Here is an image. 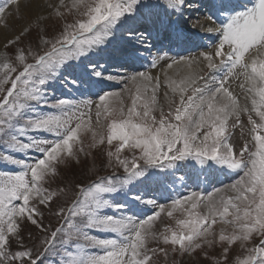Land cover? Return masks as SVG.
Masks as SVG:
<instances>
[{
    "label": "snow or ice",
    "instance_id": "obj_1",
    "mask_svg": "<svg viewBox=\"0 0 264 264\" xmlns=\"http://www.w3.org/2000/svg\"><path fill=\"white\" fill-rule=\"evenodd\" d=\"M19 7L20 0H0V18ZM238 7L231 0H219L216 9L225 22L205 28L200 17L192 15L199 10L193 0H59L47 4L52 10L49 17L63 19L67 13L72 20H65L51 37L38 34L36 50L17 48L12 58L0 57V163L16 169L0 170V264H153L157 252L167 256L168 251L150 248V240L181 254L219 242L225 264L231 247L239 242L244 254L235 258V264H264V0H255L243 10ZM44 19L37 15L33 23L39 27ZM201 29L218 36L211 51L178 59L157 56L151 61L153 68L168 60L167 69L185 70L176 76L164 74L167 113L158 99L161 78L151 72L127 77L124 91L130 94L131 105L126 111L120 92L99 95L95 127L91 100L49 97V86L72 62L89 60L82 75L91 82L103 78L91 55L106 53L124 66L143 58L141 48L150 51L153 45L145 47L149 37L165 34L179 45L199 36ZM30 31L31 27L23 28L4 47L20 44ZM202 64L208 70L205 74ZM65 79L72 85L78 83ZM233 82H238L244 103L232 90ZM237 128L243 139L239 148L230 142ZM88 133V148L106 143L109 166L114 160L124 175L113 173L76 184L72 198L57 203L66 189L46 187L48 178L57 175L60 166L88 155L83 142ZM126 149L131 158L122 156ZM189 159L208 167H225L239 178L206 196L192 192L172 200L168 216L177 210L185 213V218L176 220L175 229L153 230L163 206L139 218L126 214L133 211L129 204L107 198L147 178L149 169L173 168ZM132 200L139 202L141 197ZM146 203L154 205L155 201ZM53 204L51 215L59 221L55 227L43 222V209H52ZM200 205L206 209L203 214L197 210ZM112 209L119 215L108 214ZM218 220L232 225V231L221 228L214 241L209 237L216 236L213 226ZM25 222L41 231L37 243H25ZM254 239L257 242L248 247Z\"/></svg>",
    "mask_w": 264,
    "mask_h": 264
},
{
    "label": "rangeland",
    "instance_id": "obj_2",
    "mask_svg": "<svg viewBox=\"0 0 264 264\" xmlns=\"http://www.w3.org/2000/svg\"><path fill=\"white\" fill-rule=\"evenodd\" d=\"M161 2H163V0H161ZM48 3L58 4L59 0H20L19 11H17L15 8H12L5 14L4 17L0 18V57L7 55L9 58H12L17 48H23L27 50L29 47H32L33 50H36L37 45L40 43L38 40V34L41 36L46 35L51 37L52 35L59 32L65 20H72V16L67 13H65V17L63 19L57 18L54 15L49 17V13L52 10L47 8ZM66 3H68V0H66ZM193 3L200 5L197 0H194ZM61 11H64V9L61 8ZM193 13L192 15H194ZM37 15H43L45 17V19L40 22L39 27L33 23ZM161 15H163L162 11ZM186 15H188V13H186ZM209 16L212 15L202 14V18H207ZM172 19L175 20L176 18L173 16ZM201 21L203 22L204 20L201 19ZM209 22H211L213 26L216 27L219 26L221 22H224V20H216L214 16L213 20ZM204 26L205 28L208 27L205 24ZM25 27H31V31L30 33H27L23 36L22 42L20 44L4 47L8 38L19 34ZM205 33L206 32L201 29L199 36L192 38L190 41L184 44L178 45L169 40L168 42H160V44H158V48H155V50L154 45L151 47L150 51H145L144 48H141L140 55L143 58L135 61H129L124 64V66H121L119 62L111 60L108 57L106 60H100V58H98L101 54L107 56L106 53L91 55V62L97 64V70L103 73V78H93V81L91 82H89L87 77L82 75L84 66L89 63V60L84 59L81 62H72V66L68 68L59 79L49 86V97L51 99L68 98L77 102L81 100H91L93 102V106L91 108L92 124L93 127H95V103L98 102L99 95L104 94L105 92H120L126 111L131 105V97L127 91H124V89L128 83L127 77L137 73L131 71L133 67H136L138 64L146 63L151 66V61L157 57L159 53L164 55H174L179 58L180 56H193V54H197L200 51H209L212 49V46L218 43V36L215 34L216 38H212L210 44L206 42L207 46L202 45V48H199L200 45L198 44V39H203L204 41L209 40L208 37L204 38ZM158 38L162 39L163 41L167 39L164 36H160ZM147 45L148 42H146L145 47H147ZM196 54L194 56H197ZM29 62H31V60H29ZM162 65H165L164 61H161L158 63L157 67H155V70L158 69L157 74H161L164 70L165 67L162 69L158 68ZM175 71L178 72V70ZM207 71L208 70L206 66H202V74L207 73ZM130 72L131 75L128 74ZM108 77H117V79H109ZM119 77H124L125 79L122 81L119 79ZM65 78L69 80L77 79L78 83L77 85H72L68 83ZM176 78L179 77L177 76ZM163 80H161L162 86L158 93V99L164 106V110L167 113L168 105L164 100V92L167 89L163 86ZM237 84L238 82H233L232 90L240 96L242 101L244 94L239 90ZM110 85L113 87H110ZM128 87L132 86L128 84ZM48 110L50 109H44V111ZM155 115L157 118H159V112H156ZM242 120L246 123V116H242ZM101 122L106 125V121L104 120L103 116L101 117ZM83 142L88 155L81 154L79 162L70 161L66 165L60 166L57 175L50 176L48 178L47 184L45 185L54 191H58L59 188L66 189L67 194L61 195L57 203L63 204L65 201L70 200L73 196L74 185L76 184H86L90 180H94L97 176H110L113 173L121 177L124 175L123 169L116 167L114 160L112 162L113 166H109V159L106 155L109 146L106 143L103 146H98L95 149H89L88 145L91 142L90 133L83 136ZM230 142H232L236 148L242 146L243 139L241 138L238 128L234 130ZM115 144L116 142L114 141V145ZM136 154L139 155L138 150ZM122 156L131 158L132 153L126 149L122 153ZM0 170L15 171L16 169L13 165L0 163ZM148 173L149 174L147 175V178L141 177L139 181H134L132 185L126 186L124 191L121 193H113L107 198L112 200L114 203L129 204L133 211L132 213L126 214H135L139 218H146L147 216L154 214V212L159 211L160 207L163 206L164 210L160 213V216L153 221V230L157 233H163L166 228H177L176 220L185 218V213L182 210L173 212L171 217L168 216V211L171 209L172 198L173 200L177 198L182 199L189 196L192 192L203 193L206 196L209 192L214 193L215 189L223 190L226 185L233 183L239 178V174L237 172L228 170L225 167L219 165L208 167L207 165H201L198 162L190 159L177 162V165L173 168L166 167L149 169ZM224 179H228V181L221 182ZM188 186H196L198 189L190 193L183 194V191H185L187 189L186 187ZM129 189H131V191H129ZM136 195L141 197L139 202L132 200V197ZM149 200L155 201V204L153 205L146 203ZM55 207L56 204H53L52 209H43V222L45 225H48L49 223H51L53 227L58 225V219L51 215V211L54 210ZM185 207H188V205H185ZM197 210L202 214L206 212V209L203 205H200ZM113 213L119 215V213L115 212V209H112L108 212V214ZM221 228H225L227 232L232 231V225L224 224L218 220L217 224L213 226L216 236L209 238L213 239L214 241H218L219 230ZM29 233H31V236H29ZM22 234L25 239V243L28 244L37 243L38 238L42 235L41 231L36 226L31 225L28 222H25L22 225ZM256 242V239H254L252 244H248L247 246L251 247ZM148 246L150 248L164 247L168 251L167 256H164L163 253L157 252L153 258V264H225L222 254V245L219 242H214L212 246L204 245L202 249L185 254H181L180 252H172L170 246L163 245L162 242L158 243L154 240H150L148 242ZM243 254L244 250L240 247V243L237 242L230 249L227 264H235V258L237 256L242 257ZM50 259L58 260L59 257H53ZM45 264H48V261H46Z\"/></svg>",
    "mask_w": 264,
    "mask_h": 264
},
{
    "label": "bare ground",
    "instance_id": "obj_3",
    "mask_svg": "<svg viewBox=\"0 0 264 264\" xmlns=\"http://www.w3.org/2000/svg\"><path fill=\"white\" fill-rule=\"evenodd\" d=\"M197 2L200 3L201 6L199 5L198 12L193 13L194 14L193 16L195 17L196 15H198L200 17V19L204 20L203 22H204L205 25H207L208 27H214L213 24L206 19V17H203L202 18V14H211L212 17H214L215 16L214 13H216V12H215V10L213 8V4H214V6H216L219 3V1L215 0V2H213V1L210 2V1H206V0H197ZM218 18H220V17H218ZM140 30H143V28H140ZM161 36H164V37L167 38V36L165 34H163ZM205 37H208L209 40L208 41H206V40L204 41L203 39H198L199 40L198 44L200 45L199 48H202V45L207 46V43L206 42H208V44H210V41L212 40V38L215 37V33H205L204 34V38ZM168 40H170V39H168ZM147 42H148V44L150 43L151 45H154L155 44L154 39L152 37H149V40ZM205 46H203V47H205ZM211 50H209V51H211ZM200 52H202V51H200ZM200 52H198L197 54L195 53V54L198 55ZM159 54L157 56H164V54H160V55ZM195 54H193V56ZM167 56L168 57H176L174 55H167ZM193 56L192 55L191 56L188 55V57H193ZM98 58H100V60H106L107 59V56L101 54ZM93 60H94V58H93ZM161 61H164V64H165V65H162V66H159L158 67L159 69H162L163 67H165L161 74H157L158 69L155 70V68H153L152 66H150L147 63L146 64H138L136 67H133L131 69V71L132 72H141V71H143V72H151L154 77L159 76L161 78V80H163L165 72H167L168 74L174 76L177 73H183L185 71L184 69H176V68L167 69L166 65L170 61H168V60H161ZM98 63H100V62H98ZM202 66H206V65L202 64L200 67L202 68ZM175 70H178V72H176ZM128 74L131 75V72L128 73ZM110 87H113V86L110 85ZM241 103H244V98L242 99ZM227 181H228V179H224L221 182H227ZM186 188L187 189L185 191H183V194L190 193V192L195 191L196 189H198V187H196V186H188ZM172 200H173V198H172Z\"/></svg>",
    "mask_w": 264,
    "mask_h": 264
}]
</instances>
